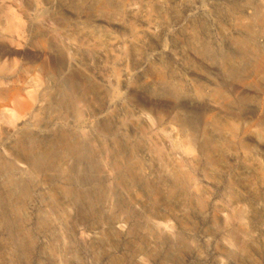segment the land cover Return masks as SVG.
I'll use <instances>...</instances> for the list:
<instances>
[{"label": "rangeland", "instance_id": "obj_1", "mask_svg": "<svg viewBox=\"0 0 264 264\" xmlns=\"http://www.w3.org/2000/svg\"><path fill=\"white\" fill-rule=\"evenodd\" d=\"M5 6L0 264H264V0ZM70 87L75 122L58 117L72 113ZM75 134L113 175L91 188V212L29 166ZM130 157L141 178L125 171Z\"/></svg>", "mask_w": 264, "mask_h": 264}, {"label": "bare ground", "instance_id": "obj_2", "mask_svg": "<svg viewBox=\"0 0 264 264\" xmlns=\"http://www.w3.org/2000/svg\"><path fill=\"white\" fill-rule=\"evenodd\" d=\"M1 3L3 7L6 8L5 0H1ZM226 72L228 74H232L230 71ZM66 96H68L72 113L68 115L66 113L64 114L63 112H59V119L66 122H75L77 120L79 121L82 115V99L80 98L78 93L74 91L73 87H70V92ZM89 149V144L85 142V140L78 134H75L73 136H68L62 142H58L56 147H54L47 155H33L31 164H29V166L33 171H38L43 173L45 176L48 175L54 177L57 180L67 182L70 190L66 191V193H68L69 195H73L76 202H83V204H85L86 206L85 210L90 211L94 206L95 202L93 200V197L96 194L97 190H92L91 188L98 187L99 183H102V180L107 185L113 175H111L110 172H107V174L105 172L106 170L101 173L98 171V164L92 158V154L90 153ZM16 165L19 171L24 172V169L26 168L25 165L20 163ZM124 169L125 171L136 175L137 179L140 177L141 168L139 165H136V162L132 157L128 159L126 165L124 166ZM170 179L173 182V188L169 193L175 195L185 189L184 182L178 173L173 172L170 176ZM164 181L165 178L163 176L159 177L156 183V187L152 190L156 191L157 193H160V191H164ZM8 184V186H11V190L14 191V186L11 181ZM83 185H86L87 189H83L81 187ZM78 188H80V191H83L82 195L74 194V192L72 191L75 189L77 190ZM72 201H65L64 203H60L58 201L60 204H57L56 202V205L53 208L54 210L58 208L61 210H67L75 205V203ZM62 243L63 238H58L53 242V245L54 247L56 246L58 248V246L62 245ZM59 249L61 250V248ZM61 255L54 254L53 262H55V264H63V258ZM127 264L144 263L142 261H137L136 263Z\"/></svg>", "mask_w": 264, "mask_h": 264}]
</instances>
